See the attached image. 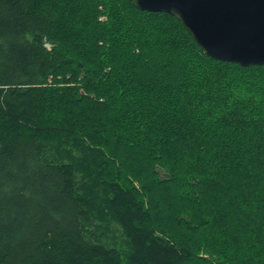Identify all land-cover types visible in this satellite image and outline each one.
<instances>
[{"label":"trees","instance_id":"16d2710c","mask_svg":"<svg viewBox=\"0 0 264 264\" xmlns=\"http://www.w3.org/2000/svg\"><path fill=\"white\" fill-rule=\"evenodd\" d=\"M0 264H264V65L132 0H0Z\"/></svg>","mask_w":264,"mask_h":264},{"label":"water","instance_id":"95a60500","mask_svg":"<svg viewBox=\"0 0 264 264\" xmlns=\"http://www.w3.org/2000/svg\"><path fill=\"white\" fill-rule=\"evenodd\" d=\"M176 16L203 51L241 65H264V0H132ZM44 46L51 48L46 41Z\"/></svg>","mask_w":264,"mask_h":264}]
</instances>
